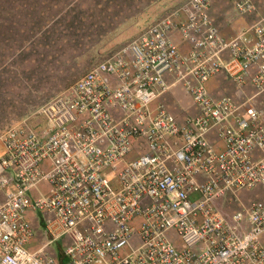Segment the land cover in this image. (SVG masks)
<instances>
[{"label":"built area","instance_id":"built-area-1","mask_svg":"<svg viewBox=\"0 0 264 264\" xmlns=\"http://www.w3.org/2000/svg\"><path fill=\"white\" fill-rule=\"evenodd\" d=\"M211 9L187 0L44 102L41 126L5 131L0 264H264V200L239 197L264 189V18L226 36ZM176 85L183 116L163 101Z\"/></svg>","mask_w":264,"mask_h":264},{"label":"rangeland","instance_id":"rangeland-1","mask_svg":"<svg viewBox=\"0 0 264 264\" xmlns=\"http://www.w3.org/2000/svg\"><path fill=\"white\" fill-rule=\"evenodd\" d=\"M186 1L0 0V145L5 131L21 120L41 126L44 118L33 115L44 102ZM242 1L212 0V17L226 36L264 18V0H249L254 7L243 14L237 9ZM222 84L224 94L234 92L231 81ZM171 93L189 100L180 85ZM239 197L245 204L264 200V189L243 191ZM239 207L235 200L223 210ZM64 239L54 247H61Z\"/></svg>","mask_w":264,"mask_h":264},{"label":"crops","instance_id":"crops-1","mask_svg":"<svg viewBox=\"0 0 264 264\" xmlns=\"http://www.w3.org/2000/svg\"><path fill=\"white\" fill-rule=\"evenodd\" d=\"M176 41L180 43V39L179 38H177ZM180 44L184 45L182 43H180ZM226 81H228V80H226ZM217 86H219V87H217ZM221 86L223 87L222 81H219V82L214 81V82L210 83V90L212 91V90H216L218 88V91H220L222 93L223 90H224V87L221 88ZM233 89H234V92H235V87ZM171 91H172V89H171ZM171 91L163 96V101H165L168 104L169 108L175 114H177L178 116H183V115H185L186 111L187 112H189L190 110L192 111V103L189 101V100H191V98L188 97L189 100H187L185 98L184 101H181L179 99V97H178V94L174 95V94L171 93ZM177 98H178V100L176 101ZM1 152H2V144L0 145V154H1ZM3 199H4V195H3L2 192H0V200H3ZM29 217H30L34 227L37 228L40 231V233L38 234V240L33 242V247H36L40 243V241H39L40 238L44 237V234L42 233L44 222H43V219H42L40 214H36L34 212H31ZM56 249L57 250L59 249V251H61V247L56 248ZM63 260H64V258H63Z\"/></svg>","mask_w":264,"mask_h":264}]
</instances>
